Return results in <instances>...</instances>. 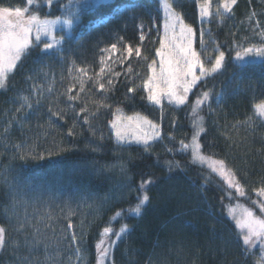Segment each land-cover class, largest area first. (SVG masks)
I'll return each mask as SVG.
<instances>
[{
	"label": "trees",
	"instance_id": "obj_1",
	"mask_svg": "<svg viewBox=\"0 0 264 264\" xmlns=\"http://www.w3.org/2000/svg\"><path fill=\"white\" fill-rule=\"evenodd\" d=\"M128 3L135 4L127 12L92 27L78 40L74 35L65 37L62 51L57 50L55 55L42 57L34 50L11 76L8 88L0 89V226L7 227L11 237L21 242L25 237H35L47 243L55 264H96V244L103 228L111 226L118 231L123 224L128 225L129 232L114 243L107 264H259L260 255L245 250L225 212L226 194L234 198L235 192L216 174L193 162L190 151H181L180 141L189 143L191 139V102L199 96L198 92L206 91L215 82L221 90L231 72L239 69L233 59L238 46L261 43L264 0H238L231 15L226 14L222 21L213 18L202 25L195 0H176L175 10L197 28L196 49H200L202 27L203 45L219 46L225 52V69L198 82L188 102L177 111L175 128L167 124V119L139 89L129 93L127 81H119L107 94L88 81L81 93L83 101L77 102V111L87 103L95 115L90 116L89 124H84L82 114L76 121L75 135L69 136L73 114L62 94L72 83L75 68L96 70L101 49L114 41L122 40L133 49L147 43L146 39L141 42L136 32L139 24H150L146 1L112 0L106 9L100 5L102 10L96 15L104 16L113 6ZM76 5L74 0H53L51 6L46 0H37L30 10L45 19L61 16L69 9L77 15ZM0 7L29 6L26 0H0ZM78 18V24L88 19L81 15ZM38 61L48 65L49 75H41L35 82L44 88L51 87L52 94L45 91L48 99H42L40 115L16 121L13 114L17 101L20 96L29 95L33 81L28 76L39 70ZM248 61L253 62L235 73L232 87L224 92L223 103L212 111L201 110L206 130L199 142L203 154L224 160L236 173L244 186L241 202L257 211L255 190L264 187V125L259 120L252 127L240 122L253 115L255 103L264 100V64ZM57 98L68 115L64 120L53 117L50 123L48 103ZM101 100L108 107L97 109L93 101ZM135 113L161 124L162 137L147 151L138 144H118L112 133L115 115ZM15 145L23 146L29 153L27 159L19 158ZM168 161H178L181 167L169 172ZM142 175L156 181L148 193L150 202L140 216L126 213L117 218L118 210L134 205ZM10 192L15 197V217L5 211L13 203ZM17 219L27 225L20 233L14 230ZM69 222L74 229L67 228ZM72 231L82 236V261L77 260L64 239ZM18 254L28 252L14 251L10 242L0 249V264H17ZM39 259L43 264V243Z\"/></svg>",
	"mask_w": 264,
	"mask_h": 264
},
{
	"label": "snow or ice",
	"instance_id": "obj_2",
	"mask_svg": "<svg viewBox=\"0 0 264 264\" xmlns=\"http://www.w3.org/2000/svg\"><path fill=\"white\" fill-rule=\"evenodd\" d=\"M37 0H26V4L29 7H0V89H7L11 76L16 72L22 60L33 53L34 50H38V55L42 57H51L56 54L57 50L62 51L61 45L63 43V37L57 38L55 35V26L61 23V18L56 19H41L40 15L35 11H31ZM176 0H158L159 8H162L164 13V34L160 39V47L156 49V56L159 57V62L153 59L147 64L148 74L145 79L142 80L138 86L147 93L146 99L154 105H161L163 100H167L170 104L176 106L185 105L188 102L189 93L197 85L202 78H207L213 74L219 73L224 68L225 52L219 50V46L213 49L218 53L213 58H209L206 64L202 58L201 53L197 52L193 47L195 37L197 35V28L192 24L187 23L183 15L175 10L173 7ZM198 8V19L201 25L203 23H210L213 18L223 20L225 15H231L238 0H218V3L213 9L212 0H195ZM47 5L51 6L53 0H46ZM159 10V9H158ZM254 15V13H253ZM63 24L71 28L73 19L64 18ZM257 27L259 22L257 21ZM141 30L143 24L140 25ZM205 32L201 27L199 30L200 42L204 43ZM259 35L261 37V43L259 45L253 44L248 47L238 46L239 50L236 51L235 61L238 62L237 66L241 71L244 67L253 62L248 61L245 58L252 56L258 58L261 64H264V28L260 29ZM141 41L144 40V35L140 36ZM118 51L117 44L113 43L110 47L102 49V53H109L108 57L104 55L100 58V70L95 76L89 75L87 68H75L76 75L72 78V83L65 89L62 94L65 97V104L68 109L72 111L73 124L68 130V135H75V128L77 126L76 121L81 118L83 114L84 124L90 123V116H94V112H90L87 103L83 107H79L77 111V102H82L83 98L81 93L85 92V84L88 81H93L97 90L102 93H109L115 86V79L118 78L121 73L113 72L108 61L111 59V55ZM127 55L120 59V63L128 59L133 54L132 46H126L123 49ZM135 56L141 57V49L135 48ZM146 59V58H145ZM40 64L39 70L33 74H29L28 79L33 81L29 95L20 96L17 101L18 106L15 107L14 119L16 121L24 122L31 116L40 115V109L42 106V99H48L44 95L45 91L52 94V88H44L41 84L35 81L41 75L47 77L49 72L46 70L48 65ZM107 65V67H106ZM131 72V66L128 69ZM110 73V75H108ZM105 75H108L107 80L104 79ZM77 85H79L78 91H76ZM136 87L128 88L129 93L136 92ZM75 91V94H73ZM32 97H35L33 100ZM106 98V97H105ZM225 98L224 93H217L215 102L219 105L223 103ZM212 93L211 91L202 92L195 100L194 105L191 108L192 113V127L193 133L190 143L180 141V150L184 152H191L193 162H200L201 164L208 163L212 172L217 173L224 179L229 188H234L239 196H244V186L236 178V173L228 168L225 161L213 160L211 157H207L201 152V144L199 138L202 133L205 132L204 117L200 115L202 105L207 104L211 109ZM96 108L108 107L103 100L93 101ZM47 114L49 122L53 117L60 120H64L68 113L64 108L59 106L57 99L49 100L47 107ZM132 119V118H129ZM143 124L148 125L152 132H142L136 137L137 143H142L145 146V151L150 147V141L160 138L159 125L153 124L146 118H138ZM259 120L260 124L264 125V100L253 105V115L248 116L241 124H246L252 127L253 124ZM11 126V124L9 125ZM139 126V125H138ZM112 128L116 130V138L118 142L125 140V133L121 126L117 122H112ZM8 128H5V132ZM20 152V159H27L29 153L23 150L22 145H15ZM171 151V149H169ZM42 158V157H41ZM168 171L172 172L174 169H179L180 163L178 161L166 162ZM155 179L152 176L142 175L140 182L136 187L135 203L130 204L127 209L118 210L115 213L117 218L123 217L126 213L140 216L144 207L150 202L149 192L151 186L155 184ZM256 194L260 198H264V187L256 189ZM131 192V189H129ZM13 203L7 208L6 212H11L12 216H17L15 209V197L10 192ZM255 203V202H254ZM259 208L261 212H264V199L259 201ZM228 215L235 221L236 228L240 229L239 239L247 250L249 248H255L257 244L264 247V219L256 216L252 210L244 208L240 214H237L235 208H229ZM27 227L26 222H22L20 219L16 220V226L14 230L20 233L21 230ZM68 229H74V225L69 222L67 224ZM129 232L127 224H123L118 231H114L111 226L103 228L101 238L96 244L97 258L96 264H106L107 258L110 256L113 245L116 241L123 238L125 234ZM115 237V240L112 237ZM104 237L108 239L105 240ZM64 239L68 240V246L73 248L76 254L77 260H83V249L80 247V240L82 236H79L75 231L69 233ZM11 246L14 251L19 253V250L26 249L28 255L18 254L17 264H42L39 259L40 245L43 243V255L45 257L43 264H55L54 257L49 252V245L44 243L38 238L28 240L26 237L23 242L18 238H12L9 230L5 226H0V249H5Z\"/></svg>",
	"mask_w": 264,
	"mask_h": 264
},
{
	"label": "rangeland",
	"instance_id": "obj_3",
	"mask_svg": "<svg viewBox=\"0 0 264 264\" xmlns=\"http://www.w3.org/2000/svg\"><path fill=\"white\" fill-rule=\"evenodd\" d=\"M74 1H75V3H77L76 6L79 7L78 11H77V15L75 14L76 11H72L69 9V11H64L61 16H57V17L61 18V23H58L55 26V35L57 36V38H60V37L65 38V37H70V36L74 35V39L78 40L79 38H81L85 34L86 31H88L92 27H94L98 24L107 22L109 20V18H113L114 16H118L124 12H127L135 4V3H128L125 5H115L112 7V10L110 13H106L104 16H102V15H96V14L99 12V10H102V9H100L101 7L106 9L107 6L112 3V0H74ZM135 1H141V0H135ZM144 1H146L147 8L149 9V16H150L151 20H150V24L143 25L142 30L140 28L141 24H139L136 28V32H137L139 38H140L141 34H143L144 40L146 39V42H147L144 46L139 47L141 49V53H142L141 57H139V58L136 57L135 51H134L135 49H133L132 56L129 57L128 59L124 60L123 63H120L119 58H122L123 56L127 55L126 52L123 51V49L126 46H128L127 44L123 43L122 40H117V41H114L112 43H109L106 46H104L102 49L110 47V45L113 43L117 44L118 51L115 54L111 55V59L108 61V65H110L113 72L121 73V75L115 79V85L121 80L127 81L130 84V87H136L137 89H139L142 92V94L144 95V97L146 98L147 93L145 91H143L141 88H139L138 86L141 84L142 80L145 79L147 74H148L147 64L150 63L153 59H155V60H157V62H159V57L156 56L155 53H156V49H158L160 47V39L164 34V28H163L164 13H163L162 8H159L158 0H144ZM217 3H218V0H212L213 9H215V6ZM100 5H103V6L100 7ZM79 15H81L82 17L87 16L88 19L84 23L78 24ZM57 17L46 18V19H56ZM64 18L73 19V24H72L71 28H69L63 24L62 21ZM41 19H43V18H41ZM143 41H141V42H143ZM195 45H196V42L194 40L193 47L195 48V50L197 52L200 51L199 53H201L202 58L204 59L206 64L208 63L210 57L214 59V56L216 54H218V53L213 51V49L216 48L215 46H208V44L207 45L201 44L200 49L199 48L196 49ZM102 55H104L105 57H108L109 53L100 52V58ZM233 59L235 61V56L233 57ZM245 59L246 60H255L257 63L259 62L258 58H255L252 56L246 57ZM236 64H238V62H236ZM129 66H131V72L128 71ZM224 66H225V63H224ZM100 67H101V65H100V61H99V67L96 70L92 71L91 69H88L89 75L95 76V74L99 72ZM106 67H107V65H106ZM223 69H225V67ZM223 69H222V71H224ZM238 72H240V69H235V71L231 72V74L227 80L228 83L223 85L221 87V90H219L220 89L219 86L215 85L216 82L213 85H210L208 87V89H206V91H211V93H212V100L210 101L211 109H209L208 105L205 104V105H202L201 110L203 108H205L208 111L213 110L214 106L217 105V103L215 102L216 94L217 93H224L226 90L231 88L232 87L231 84L235 80L234 79L235 73H238ZM73 74L75 76L76 72ZM218 74L219 73H217V75ZM108 75H110V73ZM108 75H105V77H104L105 80H107ZM210 77L211 76H209L207 78L209 79ZM202 79H205V78H202ZM90 85L94 86V82L92 81L90 83ZM78 87H79V85H78ZM195 87L192 89V91L189 93V95L193 92ZM76 91H78V90H76ZM198 94L199 95L201 94L200 91L198 92ZM191 103H192V105H194L195 101L194 102L192 101ZM150 105L153 108H157L159 110V114L167 119V124L170 123L171 127L175 128L174 126L177 125V117H178V116H176L177 111H179V109L183 105L176 106L174 104H170L166 99L162 101L161 105H154L152 103H150ZM129 118H132V119H129ZM138 118H146L147 120L151 121L153 124L159 125L160 138L162 137V128H161L160 121L153 120V119L148 118L144 115H140V114H136V113L131 114V115L117 114V115H115L113 121L117 122V124L122 127V129L125 133V140L118 142L117 138H116V130L112 128V122L113 121L111 122L112 133H113L115 141L118 144H122V145L138 144V145L144 146L142 143L136 142V137L138 135H140L142 132H148L149 134H151L152 129L148 125L143 124L142 121H140ZM190 122L192 125V123H193L192 113L190 116ZM160 138H158V139H160ZM156 140L157 139L150 141V145ZM190 141H191V139H190ZM190 141H189V143H190ZM203 155H205V154H203ZM205 156H207V155H205ZM207 157H210V156H207ZM212 159L218 160L215 158H212ZM195 163H197L203 167H206L208 170H210L212 172L211 168L208 166V163H204V164H201L200 162H195ZM214 174H216L222 180L224 185L227 188H229L227 183L224 181V179L222 177H220L217 173H214ZM229 189L232 190L233 193L235 192V197H234L235 200L232 197V194L231 195H230V193L226 194V200L224 202V208H225V212L227 215H228L229 208H235L237 211V214H240L244 208H248V209L252 210L256 216L264 219V212H261L260 208H259V201L261 199H264V198H260L258 196L255 197V200H254L255 203L254 204H255V208H257V211H254V209L249 208L248 206L244 205L241 202V200H240L241 196H239L236 193L234 188H229ZM228 217L230 218V220L233 222V224L235 226V221L231 218V216L228 215ZM235 228H236V226H235ZM236 230H237L236 234L239 236L240 229L236 228ZM236 234H235V236H237ZM104 239L107 240L108 238L104 237ZM112 239L114 240V236L112 237ZM241 245H242V243H241ZM257 248H260V249H257ZM248 250L251 252L257 251V254L260 255V257H259L260 263L259 264H261L262 260L264 259V247H261L259 244H257V246L255 248H249V249H247V251ZM109 260H110V256L107 258L106 264L108 263Z\"/></svg>",
	"mask_w": 264,
	"mask_h": 264
}]
</instances>
